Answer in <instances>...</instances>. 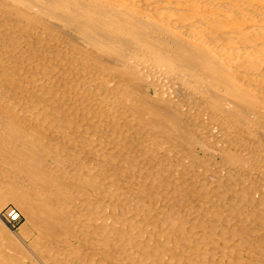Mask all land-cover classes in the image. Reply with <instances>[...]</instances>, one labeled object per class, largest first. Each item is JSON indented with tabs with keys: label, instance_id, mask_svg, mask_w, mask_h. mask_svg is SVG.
Returning <instances> with one entry per match:
<instances>
[{
	"label": "bare ground",
	"instance_id": "1",
	"mask_svg": "<svg viewBox=\"0 0 264 264\" xmlns=\"http://www.w3.org/2000/svg\"><path fill=\"white\" fill-rule=\"evenodd\" d=\"M9 204L0 264H264V0H0Z\"/></svg>",
	"mask_w": 264,
	"mask_h": 264
},
{
	"label": "rangeland",
	"instance_id": "2",
	"mask_svg": "<svg viewBox=\"0 0 264 264\" xmlns=\"http://www.w3.org/2000/svg\"><path fill=\"white\" fill-rule=\"evenodd\" d=\"M11 207H13V206L11 204H9V205H6L4 208H2L0 210V223L2 224V226L4 227V229H6L11 235L17 236V238H21L22 242L27 245L28 242H29V239H25V238H22L20 236V227H24L25 226V219H24V217L22 216L20 222L17 223V224H14V226L7 224L5 222V220H3L2 215H3L4 211L6 209H8V208H11ZM31 232H32V235H34V232L33 231H31Z\"/></svg>",
	"mask_w": 264,
	"mask_h": 264
},
{
	"label": "built area",
	"instance_id": "3",
	"mask_svg": "<svg viewBox=\"0 0 264 264\" xmlns=\"http://www.w3.org/2000/svg\"><path fill=\"white\" fill-rule=\"evenodd\" d=\"M21 217H22L21 214L15 208H8L4 214V218L7 220L9 225H13V226L14 224L20 222Z\"/></svg>",
	"mask_w": 264,
	"mask_h": 264
}]
</instances>
